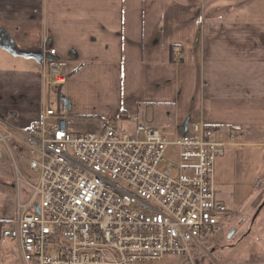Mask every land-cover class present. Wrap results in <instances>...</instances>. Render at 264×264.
Returning a JSON list of instances; mask_svg holds the SVG:
<instances>
[{"label":"crops","instance_id":"0c3cea01","mask_svg":"<svg viewBox=\"0 0 264 264\" xmlns=\"http://www.w3.org/2000/svg\"><path fill=\"white\" fill-rule=\"evenodd\" d=\"M46 42L67 76L51 87L50 104L57 93L74 119L72 131L96 129L84 122L91 118L117 126L116 105L82 106L80 95L92 100L97 93L168 105L180 132L173 137L203 124L220 140L239 134L226 146L233 155H264L257 139L264 136V0H0V117L22 130L41 119ZM85 109L91 114H80ZM219 166L224 184L232 161ZM5 200L0 235L16 215L17 201ZM7 244L0 243V264H16L2 249ZM230 249L225 264H264V218L252 239Z\"/></svg>","mask_w":264,"mask_h":264},{"label":"built area","instance_id":"2783aa9c","mask_svg":"<svg viewBox=\"0 0 264 264\" xmlns=\"http://www.w3.org/2000/svg\"><path fill=\"white\" fill-rule=\"evenodd\" d=\"M43 51L40 121L22 130L0 117V158L8 153L16 165V151L37 174L25 181L31 193L17 199L0 243L14 241L22 264L192 261L209 235L237 217L216 200L214 174L239 134L227 142L193 124L172 138L149 125L130 135L98 118L84 120L96 129L74 132L68 106L56 110L49 98L67 76L49 42Z\"/></svg>","mask_w":264,"mask_h":264},{"label":"rangeland","instance_id":"374dc122","mask_svg":"<svg viewBox=\"0 0 264 264\" xmlns=\"http://www.w3.org/2000/svg\"><path fill=\"white\" fill-rule=\"evenodd\" d=\"M64 90L65 89L62 91ZM57 95V93H51L50 105L52 108L59 110L62 107V103L58 100ZM80 97L83 102L81 104L85 108H91L92 106L99 109L105 106H110L112 108L115 107V105V108H121L117 128L122 133L132 135L135 133L138 125L144 124L159 128L162 133H165L169 138H172L176 132L180 133L179 129H176L177 125H175L173 120L172 108L168 105L139 101L135 102L134 100L126 101L124 97L121 99L118 96H116L113 101L111 98H104L97 93L93 96L92 100L87 98L88 96L80 95ZM84 112H80V114H91L90 110L85 109ZM124 112L129 113L130 116L136 115L139 122L137 124L130 122V116L127 118V115L123 114ZM95 115L100 116L102 114L96 111ZM90 124L92 125L93 123ZM167 125L171 126V130H166ZM165 130L166 132H164ZM257 139L264 141V136ZM225 140L228 142L230 141L229 137L226 135ZM239 140L248 141L249 143L254 142L252 139L248 140L246 137ZM9 143L13 146L12 142ZM225 149L227 157L225 159L218 157L217 164L215 163V180L217 183L216 199L217 201L219 199L222 203H225L229 210L236 212L237 217L231 222H227L223 231L209 235L207 238L208 241H204L203 249L195 252L192 261H186L182 256L170 255L162 262L156 264H225V259H227L232 252L230 246L245 239L247 242V240L255 236L264 218V164H262L264 155H260V157L258 155L257 157L250 153L240 152V154L236 156L233 155L235 153V148L233 149V146H228ZM14 158L16 160V165L14 164L13 158L8 153H5L0 158L1 204L6 203V196L17 201L18 187H20L21 202H26L28 199L27 194L31 193V188L24 182L19 184L18 178L22 177L25 180L35 182V178L37 177V174L29 167L26 158H22L16 151L14 152ZM230 160L232 161V166L230 170L228 169L229 172L227 171L224 177L223 181L225 183L222 184L220 180H222L223 177L221 178L220 176L221 169L219 164L220 162L227 163ZM258 160L259 163L257 162ZM16 166L19 170L16 169ZM9 181L13 186L9 184ZM258 181H261V183L257 184ZM235 202H240L241 206H236V204H234ZM2 249L7 252V255L13 263L20 264L19 262L21 261L19 260L18 249L14 241H9L6 247H2Z\"/></svg>","mask_w":264,"mask_h":264},{"label":"bare ground","instance_id":"6f19581e","mask_svg":"<svg viewBox=\"0 0 264 264\" xmlns=\"http://www.w3.org/2000/svg\"><path fill=\"white\" fill-rule=\"evenodd\" d=\"M36 174V173H35ZM21 180H19L18 179V183L20 184V183H22V182H24L25 183V179H23L22 177H19ZM26 184V183H25ZM27 185V184H26ZM27 197H28V194H27ZM18 198H20V187H18ZM226 206V205H225ZM227 207V206H226ZM229 222H231V221H229ZM223 231V230H222Z\"/></svg>","mask_w":264,"mask_h":264},{"label":"trees","instance_id":"16d2710c","mask_svg":"<svg viewBox=\"0 0 264 264\" xmlns=\"http://www.w3.org/2000/svg\"><path fill=\"white\" fill-rule=\"evenodd\" d=\"M212 129H214V130H216V128H214V127H211Z\"/></svg>","mask_w":264,"mask_h":264},{"label":"water","instance_id":"95a60500","mask_svg":"<svg viewBox=\"0 0 264 264\" xmlns=\"http://www.w3.org/2000/svg\"><path fill=\"white\" fill-rule=\"evenodd\" d=\"M37 210V209H36ZM230 236H231V234H230ZM186 264H191V263H186Z\"/></svg>","mask_w":264,"mask_h":264}]
</instances>
